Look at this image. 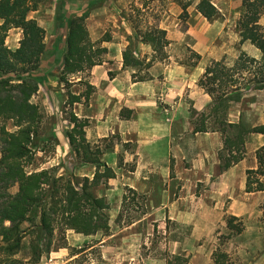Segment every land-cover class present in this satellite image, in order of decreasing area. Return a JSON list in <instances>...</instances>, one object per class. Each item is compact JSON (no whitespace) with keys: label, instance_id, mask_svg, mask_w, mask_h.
<instances>
[{"label":"crops","instance_id":"1","mask_svg":"<svg viewBox=\"0 0 264 264\" xmlns=\"http://www.w3.org/2000/svg\"><path fill=\"white\" fill-rule=\"evenodd\" d=\"M69 2L65 0L59 15L54 3L50 7L37 3L36 9L28 12V17L35 19L45 30L44 53L40 60V71L36 73L38 91L32 100L44 107L46 113L54 112L60 103L66 101H62L60 91L50 88L60 83L56 70L65 50L67 19L72 12ZM216 3L214 5L218 11L225 15L221 0H216ZM179 9L177 5L170 6L155 22L156 26L166 31L169 42L163 59H152L155 53L152 46L141 42L138 33L122 21V33L113 27L108 32L111 39L100 43L107 48L102 63L93 65L84 72L74 73L68 78L69 84H72L71 97H77L71 105L72 113L78 120H86L87 125L83 130L87 141L94 143L117 135L114 143L103 153V161L117 175L116 180H113L114 188H104L96 196L109 199L110 192L113 191L119 194L120 203L123 194L121 186L126 185L139 194L147 195L150 214L158 215L161 212L160 217L165 219L168 211V214H172L168 218L173 219L175 208H180L176 204L183 203L188 187H195L199 182L209 183L216 177L222 193L232 199L228 212L241 215L245 211L243 201L231 192L238 190L240 193L257 195L261 202L264 198V191H245V171L256 167L255 150L264 144V134H248L244 143V157L226 170H221L218 154L223 148L222 133L213 129L194 132V120L190 111L208 112L212 105V97L198 84L205 67L211 61H233L238 52L233 53V48L239 44L242 51L256 58L261 55V51L248 40L240 43L238 31L219 22L200 27L184 26L178 19ZM96 15V9L90 11L86 18L88 24L94 22ZM101 20L102 18L98 20L99 23ZM259 22L264 28V19L261 18ZM87 29L92 41L99 40L107 32L103 30L97 33L88 26ZM223 33L224 35H220ZM126 34L135 36L133 47L136 48V57L142 63L151 61L147 68L141 70L139 66H123L122 51L130 43ZM21 37L20 28H11L5 43L9 48L15 49L19 46ZM172 44L185 45L200 57L194 63L176 60L167 52ZM140 72L144 79L136 80L133 74ZM81 86L86 88L79 89ZM87 86H90V91L86 98ZM258 93L264 95V89L253 94ZM244 97L245 93L238 103H233L228 109L229 122H238L242 116ZM254 103L248 105L253 107ZM258 124H264V116L259 117ZM63 143L68 141L63 140ZM130 162L135 163L133 168L125 169ZM94 173L95 169H89L81 170L78 174L92 178ZM179 187L181 194L175 199V190ZM158 191L161 198L154 203V194ZM221 200L216 207L223 208ZM210 211L211 214L206 215L207 225L216 222L214 210ZM179 212L176 219L186 222L185 211ZM188 222L194 223L190 219ZM78 253H71L70 259ZM263 262L264 257L256 264H264Z\"/></svg>","mask_w":264,"mask_h":264},{"label":"trees","instance_id":"2","mask_svg":"<svg viewBox=\"0 0 264 264\" xmlns=\"http://www.w3.org/2000/svg\"><path fill=\"white\" fill-rule=\"evenodd\" d=\"M192 1L181 2L184 11ZM36 7V0H0V122L10 120L15 127L10 131L4 124L0 125V179L6 188L17 187L15 193L0 200V255H15L21 250L23 239L30 236V260L33 263L50 251L57 228L71 229L85 235L99 232L108 234L106 209L109 204L91 189L101 177L114 176L110 167L101 163L98 157L91 156L92 147L83 130L87 122L78 120L74 115L71 116L73 126L64 135L70 151L77 158L95 166L93 178H79L73 173L57 175L54 168L26 170V164L35 153L43 151L44 145L40 144L51 140L42 134L45 112L39 103L32 100L38 91L36 73L40 71L45 47V30L35 19L28 17V12ZM93 7L90 4L82 13L70 15L67 19L65 50L56 70L60 83L69 85V76L84 72L103 61L107 48L100 43L109 41L111 35L106 32L99 40H91L85 21ZM242 7L236 24L240 43L250 41L262 56L258 59L240 51L232 65L224 60L211 61L198 84L212 97V105L208 114L191 110L194 132L213 129L222 133L223 148L218 154L221 170H226L244 157V143L248 134H264V124L248 125L241 116L238 122L227 119L230 103L239 102L245 90L264 88V28L259 22L261 18L264 19V0H242ZM61 9V6H57L58 15ZM196 9L208 19L218 14L212 0H197ZM11 28L22 31L19 46L15 49L5 43ZM137 33L140 41L150 44L155 53L162 52L160 58L155 55L154 58L165 57V47L169 42L164 29L151 25ZM135 54L136 48L129 43L122 51L123 66H140L142 62ZM137 75L133 74L136 80L144 79ZM89 91L90 86H87L86 98ZM69 99V103H73L77 97L69 94ZM199 115L201 119L198 120ZM209 116L214 117L216 126H207L206 117ZM98 151L95 148L96 154ZM255 158L256 167L245 171L246 192L264 191V144L255 150ZM99 167L103 168L102 172ZM260 209L261 219L264 220V198ZM234 220H238V223H234ZM227 226L234 233H240L243 229L242 222L234 215L228 216ZM212 262L235 264L227 252L219 249L213 252Z\"/></svg>","mask_w":264,"mask_h":264},{"label":"rangeland","instance_id":"3","mask_svg":"<svg viewBox=\"0 0 264 264\" xmlns=\"http://www.w3.org/2000/svg\"><path fill=\"white\" fill-rule=\"evenodd\" d=\"M67 1H70L71 15L82 13L90 4L94 5L90 10L96 9L97 15L94 22L92 24H88V21L85 22L92 31L97 33L103 30L110 32L113 27L122 33L124 26L121 23L122 21L129 24L136 32L144 31L147 26L156 25L155 22L164 10H168L170 6L174 5L180 8L178 19L179 22H183L184 26L195 25L200 27L208 23L218 24L217 22H219L230 27L231 30L238 31L236 24L243 11L242 0H221L225 15L218 11V14L210 19L197 11V0L192 1L185 11L181 2L186 0ZM36 2L43 7H50L54 3L56 9L57 6L63 8L62 5L65 0H36ZM212 2L216 3V0H212ZM101 18L102 20L99 23L98 20ZM220 35H224V33ZM126 36L131 45L134 46V34H126ZM242 50L239 44L234 46L233 53L238 51V56ZM167 52L174 59H181L188 63H194L198 59L193 50L182 44H172L168 47ZM154 55L160 58L162 52L154 53ZM235 59L226 61V63L232 65ZM147 63H142L139 66L140 69L147 68ZM56 75H58V72ZM137 76L142 77L143 74L140 72ZM71 85L58 83L56 87L50 88L53 91H60L63 96L62 101H66L60 103L58 109L54 112H45L42 134L49 136L51 140L40 144L44 145L43 151H37L29 163L26 164L27 171L54 168L57 175L73 173L79 178H83L82 175L78 174L79 171L96 169L93 164L77 158L70 151L68 143H63V140H67L64 132L72 127V103H69ZM80 88L85 89L86 87L81 86ZM255 91L257 90L250 88L243 92V95L245 93L242 100L244 111L241 117L248 125L258 124L259 117L264 116V95L262 93L254 95ZM233 103L238 102H231L228 109ZM249 103H254V106L250 107ZM197 118L199 120L201 116L199 115ZM206 118L209 128L216 126L213 116ZM1 124H4L10 131L15 129L10 120H6L4 123L0 122ZM115 139H117V135L100 139L94 143L89 142L92 147L91 152H93L91 156L98 157L101 163H105L103 161L104 150L110 148ZM95 148L99 150L98 155ZM134 165L135 163L130 162L125 166V169L131 170ZM99 170L102 172L103 168L99 167ZM112 171L114 172L113 169ZM116 178L115 172L113 177H101L99 183L92 187V192L96 195L104 188L107 190L114 188L113 180H116ZM4 186L5 184L0 179V200L8 198L17 189L16 185L8 188ZM121 187H123V194L120 203L118 200L119 194H115L113 191L110 192L109 199L104 197L109 204V208L106 209L109 224L108 234L104 235L99 232L93 235H85L78 234L71 229L57 228L53 235L50 251L44 253L36 263L30 260L31 237L26 236L22 241L21 250L15 255H0V264H168V262L169 264H212V254L217 249L227 252L235 264H256L264 257V220L261 219V201L258 200L257 195L240 193L238 190L231 192L232 195L243 201L242 204L245 207V211L241 215H234L243 224L242 231L234 233L227 226V218L232 215L228 212V206L231 205L232 199L226 197L227 194L222 193L216 177H213L209 183L199 182L197 186L186 189L183 203L176 204L180 208H175L173 214L175 219L168 218L169 215H172L168 214V211L165 219L160 217L161 212L157 213L159 216L150 214L146 194H139L126 185ZM175 191L176 199L181 194L180 187ZM224 197L227 199L225 200ZM160 198L161 193L158 191L154 194V203H157ZM219 200L223 202V208L216 207ZM181 210L186 213V218H188H185L186 222H179L176 219ZM210 210H214V216L217 217L214 224L207 225L205 223L206 215L211 214ZM139 219L141 220L137 221ZM189 219L193 220L194 223L188 222ZM233 222L238 223V220ZM109 235L113 236L109 237ZM75 252L79 253L70 259L71 253Z\"/></svg>","mask_w":264,"mask_h":264}]
</instances>
